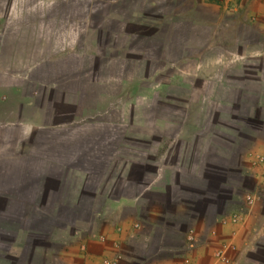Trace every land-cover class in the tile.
I'll return each mask as SVG.
<instances>
[{
  "label": "crops",
  "instance_id": "obj_1",
  "mask_svg": "<svg viewBox=\"0 0 264 264\" xmlns=\"http://www.w3.org/2000/svg\"><path fill=\"white\" fill-rule=\"evenodd\" d=\"M0 264H264V0H0Z\"/></svg>",
  "mask_w": 264,
  "mask_h": 264
}]
</instances>
